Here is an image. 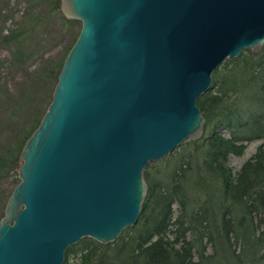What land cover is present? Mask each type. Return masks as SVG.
I'll use <instances>...</instances> for the list:
<instances>
[{
  "label": "water",
  "instance_id": "obj_1",
  "mask_svg": "<svg viewBox=\"0 0 264 264\" xmlns=\"http://www.w3.org/2000/svg\"><path fill=\"white\" fill-rule=\"evenodd\" d=\"M78 36L26 140L0 219V264H62L133 226L145 167L203 136L197 99L264 45V0H60Z\"/></svg>",
  "mask_w": 264,
  "mask_h": 264
},
{
  "label": "trees",
  "instance_id": "obj_2",
  "mask_svg": "<svg viewBox=\"0 0 264 264\" xmlns=\"http://www.w3.org/2000/svg\"><path fill=\"white\" fill-rule=\"evenodd\" d=\"M24 1L9 27L10 15L0 7V42L7 51L0 59V102L11 97L8 71L36 59L47 41L61 37L67 39L63 55L54 68L43 70L45 79L53 77L52 98L81 28L62 14L60 0ZM196 103L205 118L203 136L145 167L147 191L137 222L107 244L80 239L76 264H264L257 257L264 249V221L253 223L254 215L264 211V144L237 171L228 164L248 142L264 139V45L223 61ZM41 118L0 154V219L19 182L20 152ZM10 173L14 179L6 187L3 181ZM208 245L213 255L206 254ZM74 247L65 250L62 264H71L68 255Z\"/></svg>",
  "mask_w": 264,
  "mask_h": 264
},
{
  "label": "rangeland",
  "instance_id": "obj_3",
  "mask_svg": "<svg viewBox=\"0 0 264 264\" xmlns=\"http://www.w3.org/2000/svg\"><path fill=\"white\" fill-rule=\"evenodd\" d=\"M24 3V0H0L2 11L10 15L5 24L6 27H9L12 22L18 19L25 7ZM66 45L67 39L65 42L61 37L54 41H47L41 49L40 56L28 61L21 67H13L8 71L7 80L11 88V97L8 102H0V154L4 153L7 146L17 140L19 134L27 133L33 127V124L41 118L42 112L45 111L51 100L49 93H51L53 84V77L45 79L43 70L55 67L63 55ZM258 49V47H255L251 50L257 51ZM6 55L7 51L0 42V59ZM18 104H22V107ZM17 109L19 110L17 111ZM261 144H264V139L252 140L247 143L241 156L231 155L228 164L233 171H237ZM178 150L180 151L181 147ZM13 177L10 173L3 181L6 187H10ZM259 218L264 221V211L254 215L253 223L257 224ZM77 243L70 246H75L68 255V262L71 264H76L79 261L80 253L78 246H76ZM235 250V253H238L241 250L240 245H236ZM206 254L213 255L210 245L207 247ZM257 257L261 259V263H264V249L257 252ZM220 259L222 263V257Z\"/></svg>",
  "mask_w": 264,
  "mask_h": 264
}]
</instances>
